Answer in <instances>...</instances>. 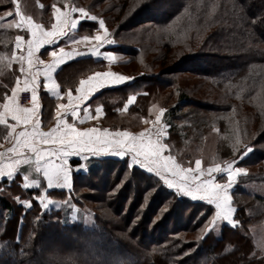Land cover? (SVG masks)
<instances>
[{"label": "trees", "instance_id": "obj_1", "mask_svg": "<svg viewBox=\"0 0 264 264\" xmlns=\"http://www.w3.org/2000/svg\"><path fill=\"white\" fill-rule=\"evenodd\" d=\"M18 1L23 14L48 23L51 18L45 16L50 8L63 0H50L49 4L44 0ZM71 1L88 8L102 6L112 39H120L112 51L128 57L120 66L140 63L145 72H151L101 93L104 107L118 99L122 105L130 92L143 87L136 103L160 101L165 109L163 122L177 143L180 161L213 153L219 160H236L245 145L253 149L242 164L250 169L246 180L264 182V0H142L135 9L132 0ZM160 2L161 9L153 8ZM12 7L11 0H0V13ZM212 7L218 11L210 15ZM179 15L187 19L185 24H196L182 41L170 32ZM85 25L94 28L96 24H81ZM150 28L153 31H147ZM141 30L147 32L138 35ZM21 33L16 28H0V57L11 58L15 37ZM139 37L144 40L142 47L127 43ZM172 49L174 58L170 60ZM151 53V59L144 61L143 56ZM19 68L15 61L11 68L0 63V103L20 77ZM180 74L206 83L207 97L194 96L180 86ZM209 87L213 94L208 93ZM4 135L0 125V141ZM103 161L114 165L105 170L99 162L87 172L72 175L71 205L84 208L83 197L92 203L91 225L77 216L71 218L72 211L62 204L66 201L63 193H49L61 205L43 209L34 199V190H22L15 180L11 184L1 181L0 264H264V247H256L250 229L264 227V197L240 191L239 199L237 195L233 198L238 226L223 225L218 237L208 230L184 239L205 227L211 215L205 211L206 204L177 195L137 167L124 179L123 162ZM99 174L100 180L95 178ZM87 177L91 181L84 184ZM85 188L90 194L80 195ZM23 200L30 201L31 207L22 206Z\"/></svg>", "mask_w": 264, "mask_h": 264}, {"label": "snow or ice", "instance_id": "obj_2", "mask_svg": "<svg viewBox=\"0 0 264 264\" xmlns=\"http://www.w3.org/2000/svg\"><path fill=\"white\" fill-rule=\"evenodd\" d=\"M11 2L16 5L14 12L16 19L7 26L25 30L28 33V39L25 41L23 36L17 35L11 58L0 57V63L5 68H11L12 62H17L20 65L21 76H24L23 80L19 76L16 78V86L11 88V95L5 94L2 97L3 102L0 103V125H3L6 131L3 139L11 143V147L5 150L11 156L7 164L0 166V178L7 179L11 184L15 176L20 174L18 171L20 166L28 165L34 158L35 172H42L43 179L49 189L53 187L71 189L68 168L70 157H81L85 154L88 157L105 154L120 158L127 157L130 161L129 169L133 166H139L154 174L164 186L174 190L176 194H182L192 200L206 204L205 211L211 213V218L202 229L203 232L207 233L217 221H224L233 228L240 223L234 218L236 210L230 203L229 189L234 187L235 178L239 173L244 172V169L234 167L238 163L237 160H232L223 167L216 163L206 169L202 167L200 159L195 160L194 167L185 166L179 162L175 156L170 154L171 145L167 143L168 126L161 123L162 115L165 112L164 108L159 109L154 120H145L144 122L151 126L138 133L128 130L110 131L107 127L77 126L78 123L83 124L85 120L95 119L103 115L102 106H97L95 108L96 117H92L89 114V105L83 108L84 115L81 117L79 111L84 102L89 101L99 89L106 86L121 85L133 79L131 77L106 71L96 72L88 76L87 79H81L79 86L75 88V96L71 91H68L65 93L67 103L57 104L55 126L43 131L40 127L39 115L41 105L37 98L36 76L39 73L31 72L33 57L44 45H52L64 37L66 30L77 28L78 20L72 18L71 13L79 12L81 14L79 19L81 20L97 21L98 18L94 15L90 16L84 8H76L66 4L62 11L54 4L52 6L54 22L50 29H46L42 24L35 23L31 16L24 15L17 0H11ZM41 7L43 6L41 5ZM12 14L11 12L8 13L9 16ZM108 37L109 32L105 27V21L99 19L97 34L92 37L84 36L82 39L83 41L91 39L97 42L95 46L89 49L91 54L96 56L101 55L100 47L113 44V41ZM25 43L27 55L23 52L17 55L16 50L21 49ZM50 55L53 58L52 62L44 70L46 81L51 80V73L59 64L73 58V53L65 51L63 47L58 52L52 51ZM76 55H80V53H76ZM104 55L110 60L114 58L111 52H106ZM36 61L40 64L44 63L39 60V57H36ZM25 64H27V68ZM21 84H23V88H21ZM44 88L54 92L57 98L61 95L58 90L59 85L54 80L51 81V84L45 83ZM21 91L31 92V107H23L18 103V96ZM135 99V96H129L124 108L127 109L129 105H132ZM68 117L71 118V122H69ZM4 155L5 152H0V157ZM57 160L59 163L56 162ZM224 174H226L227 180L219 181L217 176ZM127 178L126 175L125 179ZM21 180L23 183L20 186L25 190L38 184L36 180H32L29 184L26 175L22 176ZM122 184L123 181L117 185V190ZM150 195L151 191L145 195V202L141 205V209L146 206ZM38 199L41 206L47 208L48 205L45 203L44 197L41 196ZM22 203L26 208L31 207V202L28 200H24ZM166 210L165 207L161 211ZM22 219L23 217H21ZM156 219H160V216H157ZM17 242H19V236Z\"/></svg>", "mask_w": 264, "mask_h": 264}, {"label": "rangeland", "instance_id": "obj_3", "mask_svg": "<svg viewBox=\"0 0 264 264\" xmlns=\"http://www.w3.org/2000/svg\"><path fill=\"white\" fill-rule=\"evenodd\" d=\"M141 1L142 0H132V4H133L132 7L134 8L135 5L138 6L139 4H142ZM17 2L19 4L18 0H17ZM44 2L46 4H49L48 2H50V0H44ZM66 4L69 5V6H72V7H76V8H84L85 11L90 16L91 15L96 16L98 18L97 20H99V19H103L104 20V18H105L102 15V12H103L102 6L93 5L92 7L88 8L86 5H82L81 3H79V1L73 2L71 0H63L60 3H58V5L56 4V6L60 7V8H65ZM162 5H163L162 2H160V4L154 5L153 8L161 9ZM15 7H16V5L13 4L12 9H8V10L3 11V12L0 13V28H9L7 25L10 24L13 20L16 19L15 15H14ZM40 11L44 13L46 10L43 9V7L40 6ZM52 11H53V8L51 7L50 11H49L50 13L48 12L47 15L45 16V18H49L50 17L51 21H52ZM217 11H218L217 7H215V8L212 7V9L209 11V14L213 15V14L217 13ZM10 12L13 13V14L9 16L8 13H10ZM75 14H78L79 16L81 15L79 12H76ZM51 21L48 22V23H44V22H39V23H41L44 27H49L50 24H51ZM185 21H187V19L185 17H183V15H179V17L175 21H173V26L174 27L170 28V32L173 35H176V37L180 41L188 38L190 33H191V31H192V28H194V26L196 25V24H194V26L192 27V23H191V25H189L190 22H188V24H185ZM95 24L96 25L94 26V28H89L86 25H85V28L84 27H82V28L85 30V32H88V33L91 34L93 32V29H95L97 27V23H95ZM105 27H106V25H105ZM106 29H107V27H106ZM107 30L109 32V37L108 38L113 41V44H112L113 46L112 47L117 46L119 44V40L120 39H115V38L112 39L110 30L109 29H107ZM147 31L151 32V31H153V28H150ZM147 31L146 30H141V31H139L138 35L142 34V33H145ZM161 33L162 32H159V34L162 36ZM22 34L23 33H21V35ZM147 38H150V36L147 37ZM161 39H165V37L162 36ZM133 40L131 39L127 43L128 44H134L137 47L138 46L142 47V45L140 44V43H144V40L142 38L139 37V39H135L134 41ZM126 49H128V48L126 47ZM129 50L130 49H128V51ZM173 50L174 49L169 51V53L172 54V57H170V60H173V58H174L173 57V55H174ZM176 50H179V48L175 49V51ZM158 51H160V49H158L157 51H154V52H158ZM154 52L152 51L153 54H154ZM145 53H146V51H145ZM152 53L148 54V55L145 54L144 56L142 55L143 59H145L144 61H149L151 59V56H153ZM114 54H116V56H118V65H121V63H124V61L127 60L126 58H128L126 56H123V55H120V54H117V53H114ZM182 56H183V54L178 56V57H182ZM178 57H175V59H178ZM121 70H123V72H125L131 78H133L134 76H137V75H141V74H143L145 72L142 69L140 63H138V65L131 64V65H128L126 67L125 66L124 67L121 66ZM153 72H156V71H153ZM146 73H151V72H145V74ZM131 80L133 82L134 78L131 79ZM177 80H179L178 82H179L180 86L189 89L190 90L189 93H191L192 95L197 96V97H200V96L207 97V95H206V90L207 89H206V87L204 85L206 83L202 84L201 83V79H199V78H197V77H195L193 75H185V74L181 75L180 74V75L177 76ZM192 90H193V92H192ZM213 91L214 90L211 87H209L208 93L209 94H213ZM21 92H20V94H21ZM142 92H143V87L138 92H130L128 94V97L129 96H135V95H138V94H143ZM175 98L176 97L172 98V100H170L169 103L170 104L174 103L175 100H176ZM119 100L120 99H118V101H116V103H114L113 101L109 102V106H107V107L105 106L106 108L103 106V101L101 102L100 99L98 101H96L95 105H97V106L98 105H100V106L102 105L103 108H104V113H103L102 116L98 117V119L96 121L97 122L96 126L101 127V128L107 127L111 131L128 130V131H131L133 133H138V132L144 130L145 128L150 127L151 125L146 124L144 121L145 120H154L155 119V115L158 113L159 109L163 108L161 106V104L159 103L160 101H155V99H153L151 102L150 101H146V104H144V105L141 102L139 104H137L136 103L137 99H136V102L134 103L135 106L133 105V106L128 107L127 109H125L124 105L126 104L128 98L126 99V101L122 105H119V103H118ZM150 109H151V112H150ZM163 115H162L161 123H164L163 122ZM167 132H168V127H167ZM1 142L2 141H0V143ZM167 143H169L171 145L170 154L175 156L177 158V160L179 162H182L185 166L194 167L195 166L194 162H195L196 159H200L202 161V167L205 168V169L207 167L214 166L216 163L221 164V166L223 167L228 162L232 161V160H227L226 161V160L216 159V158L212 157L214 153L211 156H209V157L208 156H204L203 154H201V155H198L196 158L186 159L185 161L184 160L180 161L178 159V155H177L179 153H176L177 152V143H176V141L174 139L171 140L169 134H168V137H167ZM243 149L244 150H243L242 154L240 155V157L238 159H236L238 161V163L234 167L242 168V169H244V172L239 173L237 175V177L235 178L234 187L229 189V195L231 197L230 203H231L232 207L235 210H236V206L233 203V198H235L236 195L238 197V193L240 191H245V192L249 193L250 195H257V196H260V197H264V182L263 181H247L246 178H245L246 174L249 172L250 169L248 167L244 166V165L242 166V164H243V161L250 155V153H251V151L253 149H252V147L245 146V145L243 146ZM241 157H243V158L241 159ZM112 160H114V159H112ZM118 161L123 162L124 165H126L125 166V173H124V177H123L124 179H125L126 175H127V177H129V174L131 173V170H133L134 167H137V168L147 172L146 170L140 168L139 166H133L131 169H129L130 161H129V159L127 157L118 159ZM99 162H100L101 166H103L102 169L109 168L110 166L114 165V164H110L108 162L104 163V161L102 162V160H96L95 162H93V165H95L97 163L99 165ZM206 162H208V163H206ZM116 168H120V165L116 166ZM78 170L79 169H77V171ZM88 170H89V168L84 169L83 172H87ZM150 174H152V173H150ZM152 175H154V174H152ZM32 176H34V178L35 177L37 178V176L35 174H33V173H32ZM34 178H33V180H34ZM36 178H35V180H36ZM95 178L98 179V180L102 179V174L97 175ZM217 179L219 181H221V182H224V181L227 180V176H226V174L221 175V176H217ZM30 180H31V178H30ZM36 181H38V184L32 188V190H34L36 192V194L34 196V199L40 204L38 198L41 197V196L44 197V201H45V203L48 206H47V208L42 207L43 209H48L51 204H53L55 206L61 205L60 201H55V200L51 199L50 196L48 195L49 193H63V194L66 195V201L62 202V204H64L66 207L70 208L69 211H72L71 212V218H76V216H77V218H82V220L87 225H91L93 223L92 222V213L90 212L91 207H94L92 205V203L86 202V199H84V197H83L81 199V201L84 204L83 205L84 208L80 209L79 207L71 205V201H70L69 196H70V193L72 192L73 188H71L70 192H68V193L60 192V191H58V192L48 191V193L46 194L43 191L42 186H40L39 180H36ZM90 181H91L90 178L87 177L86 179H84L83 182H84V184H89ZM160 183L163 185L162 182H160ZM164 187L167 188L166 186H164ZM167 189H169V188H167ZM169 190H172V189H169ZM172 191H174V190H172ZM79 192H80V195H83V194L84 195H88V194H90L91 191H89L88 188H85V189H83V190H81ZM185 197H187V196H185ZM17 199H18V197H15V200H17ZM188 199H190V198L188 197ZM238 199H239V197H238ZM190 200H192V199H190ZM193 201H198V200H193ZM40 206H41V204H40ZM236 215H237V210L234 212V218L235 219H236ZM210 218H211V215H210ZM223 225H227V223L224 222V221H217V223L215 225H213L212 228L209 229L214 237H218L219 236L220 230H221ZM250 229H251V233L253 235V238L255 240L256 247L259 248V249H262L264 247V227L261 225V226H257V227H251ZM202 232L203 231L201 229L200 231H198L196 233L195 236H194V234L193 235H188L184 239L195 238L196 236H198Z\"/></svg>", "mask_w": 264, "mask_h": 264}, {"label": "crops", "instance_id": "obj_4", "mask_svg": "<svg viewBox=\"0 0 264 264\" xmlns=\"http://www.w3.org/2000/svg\"><path fill=\"white\" fill-rule=\"evenodd\" d=\"M60 9L62 11L64 10V8H60ZM71 15H72V18L78 20L77 28L66 30V35L64 37H62L60 40H58L56 43L52 45H44L38 52L35 53V56L33 57V67L31 69V72L39 73L36 76L37 98H38V103L41 105V107L39 108V115H40V121H41L40 127L43 131H47L51 127L55 126V123H56L55 111H56L57 104L67 103V97L65 93H67L68 91H71L73 93V96H75V88L79 86V81L81 79H87L88 76L93 75L96 72H106V71H112L120 75L128 76L125 72H123V70H121V66L118 65V56H116V54H114V52L112 51V46H113L112 44L100 47L99 52L101 53V55L94 56L91 54L89 49L95 46L97 42L91 39L88 41H83L82 38L84 36L92 37L97 34L98 20L97 21H91L87 19L81 20L79 19L80 16L78 14L71 13ZM34 22L39 23L36 21ZM53 22H54V19L52 17L51 24ZM89 23L91 24L97 23V27L93 29V32L91 34L88 32H85V30L81 26V24H89ZM51 24L49 27H45V28L50 29ZM18 30L22 31L23 34L22 35L19 34V35L23 36L25 41H27L28 33L22 29H18ZM14 47H15V41H14ZM61 47H63L65 51L72 52L73 58L68 59L67 62L65 63L59 64L55 68V70L51 73V80L46 81L45 76H44V70L46 66L52 62V59H53L50 53L52 51L58 52V50ZM16 52H17V55H19L21 52L27 55L26 43L24 44V46H22L21 49L16 50ZM106 52H111L114 58L110 60L106 55H104V53ZM76 53H80V55H76ZM36 57H39V60L43 61L44 63L43 64L38 63L36 61ZM25 67L27 68V64H25ZM25 75H27V73H25ZM20 77H21V80L24 79V76H21V74H20ZM52 80H54L59 85L58 90L61 93L59 98L55 96L54 92L44 88V84L45 83L51 84ZM131 83H132V80L130 79L129 81L122 83L121 85L106 86L104 88L99 89L96 93L93 94V96L90 98L89 101L84 102V104L80 106V111H79L80 116L83 117L84 115L83 108L90 105L89 114L92 117H96L95 108L97 107V105H95V103L96 101L99 100L101 93L113 90L115 88H120V87L129 85ZM15 86L16 84L14 85V87ZM21 88H23V84H21ZM9 95H11V92L9 93ZM138 95H135L136 99ZM19 96H20V93H19ZM19 96H18V103H19ZM136 99L134 103L136 102ZM134 103L132 105H129V107L133 106ZM23 107H31V104L29 106H23ZM102 110L104 113L103 106H102ZM68 119H69V122H71V118L68 117ZM97 119L98 117H96L95 119L85 120L83 124L78 123L77 126L78 127L96 126ZM0 145H3V147H0V152H5V155L0 157V166H3L9 162V157L11 156V154L7 153L5 150L8 147H11V143L3 140L0 143ZM107 159H115V160L117 159L118 160L121 158L116 157L111 154L99 155L95 157H88L87 154H85L81 157H76V156L70 157L69 158L70 162L72 161L78 162V164L76 165H71V163L69 162L68 168H69L70 180L72 181L71 178L74 172L75 173L83 172L84 169L90 168V166L93 165V162H95L96 160H107ZM56 162L59 163L58 160ZM35 166L36 165H35L34 158L33 160L30 161L28 165H21L20 168L18 169L20 174L16 175L14 180L17 181V185L22 190H25L20 186L23 183V181L21 180V177L25 175L28 176V183L31 184V181L34 178V176H32V173H33L37 176V178L35 177L36 180H39L40 186H42L43 191L47 194L49 191V188L47 187V183L43 179L42 172L41 173L35 172ZM77 169L79 170L77 171ZM3 180H7V179L0 178V182ZM34 186L36 185H32L27 190L32 189ZM23 201H20V204L22 206H23V203H22Z\"/></svg>", "mask_w": 264, "mask_h": 264}, {"label": "built area", "instance_id": "obj_5", "mask_svg": "<svg viewBox=\"0 0 264 264\" xmlns=\"http://www.w3.org/2000/svg\"><path fill=\"white\" fill-rule=\"evenodd\" d=\"M19 103L22 105V106H29L31 104V92L30 91H22L20 96H19ZM72 179V178H71ZM71 185L73 188V181H71ZM71 189H68V188H64V189H60V188H56V187H53L52 189H49V191H55V192H65V193H68L70 192Z\"/></svg>", "mask_w": 264, "mask_h": 264}]
</instances>
